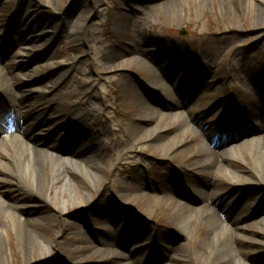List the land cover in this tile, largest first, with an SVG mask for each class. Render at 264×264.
<instances>
[{"label":"rangeland","instance_id":"rangeland-1","mask_svg":"<svg viewBox=\"0 0 264 264\" xmlns=\"http://www.w3.org/2000/svg\"><path fill=\"white\" fill-rule=\"evenodd\" d=\"M79 2L83 0H0V67L3 68L4 62L9 63L7 69L15 77L12 91L27 94L24 100L30 101V105L26 102L14 112L0 109V117L13 122L28 109L24 129L28 132L27 141L33 145L36 135L49 133L50 126L41 127L40 122L54 110L58 122L51 126V130L57 128L52 135L53 146L70 161L91 152L95 145L104 147L97 157L101 165L97 171L102 178L94 182L91 199L69 213L36 208L31 204L30 193L20 191L14 195L17 192L13 188L14 181L0 183L9 188H3L6 195L22 197L19 200L22 216L31 214L34 209L45 211L46 217L41 223L37 222V227L43 235L42 240L51 243L46 249L36 248L37 258L31 262L27 259L33 255H21L17 235H2L0 245L10 256L9 264H109L99 262L97 256L89 252L95 241L89 245L88 237L96 241L119 240L120 250L128 256L134 243L129 242L125 248V239L130 233L126 224L132 221L145 228L135 231L143 232L141 240L158 232L164 241L156 250L149 244V253L155 254L153 259L144 257L146 252L142 251L135 264H166L171 256L184 255L179 250L187 252L194 248L196 245L192 241L206 232L209 221L197 216V224L184 222L172 211V202L169 204V200L159 195L165 192L182 203L175 196L179 191L189 194L200 188L204 179L193 170L192 162L196 158L192 152L200 142H205V138L209 142L216 136V121L224 117L222 108L224 112H234L247 105L263 107L262 95L255 98L249 92H264V20L256 24L253 9L257 4L253 0H87L81 14L76 10ZM129 5L134 8L131 14L128 13ZM126 14L137 26L117 36L114 30L121 26V17ZM75 15H82V19L76 33H72L73 26L69 23ZM67 21L69 26H66ZM36 36L46 38L39 40L28 56H22L27 52L22 50L27 45L22 44ZM112 51L115 57L144 56L151 65L145 69L133 61L126 68L114 69L107 61ZM161 55L162 62L167 61L163 71L165 79L172 76L180 85L184 98L192 88L197 90L188 101L191 111L185 121L193 127H199L200 123L201 127H206L213 122V129L206 135L199 130L201 136L197 139L179 134L177 140V130L161 129L174 123L172 106L178 102L168 100L173 93L166 97L148 83L153 81L157 68L153 56ZM22 61L29 62V68L24 71L20 69ZM64 64L68 65L65 74L60 71ZM95 94L97 97L92 99ZM139 97L150 107L149 115L142 111ZM81 103L94 111L92 121L81 117L78 111ZM154 110L162 116H155ZM101 121L105 127L102 137L99 133L95 139L90 131H84L85 126L93 128ZM156 122L160 131L151 138L139 139L138 134L152 131ZM171 138L174 143L185 140L163 155L159 146ZM224 139L220 140L223 143L220 150L231 151L233 145L243 143L245 138ZM128 150L133 151L135 157L123 160L122 155L128 157ZM49 152L55 154V150ZM239 154L241 158H234L231 169L243 179L253 172L251 168H258V162L249 161L246 150ZM75 170L84 177L79 169ZM222 173L224 176L231 174L227 168L222 169ZM80 177L76 181L79 186L84 183ZM219 188L218 201L222 205L219 209L226 212L227 208L237 206L253 209L262 194L258 190L242 197L244 190L229 183L220 184ZM189 213L192 216L195 212L191 210L186 214ZM232 216L236 222H241L240 218L249 217L251 213L239 212ZM115 222L119 223L118 227ZM110 223L114 225L112 231ZM258 228L260 224L252 223L246 229L247 239L257 243L247 250L256 254L253 257L256 264H264V236L259 234ZM261 229L264 232V228ZM77 232L80 241L75 239ZM184 234L192 235L191 246L185 241L183 244ZM144 242L148 244L147 240ZM202 244L205 246V240ZM127 249L130 252L127 253ZM124 261L126 259L121 258L118 262ZM188 262L197 264L193 258Z\"/></svg>","mask_w":264,"mask_h":264},{"label":"bare ground","instance_id":"bare-ground-1","mask_svg":"<svg viewBox=\"0 0 264 264\" xmlns=\"http://www.w3.org/2000/svg\"><path fill=\"white\" fill-rule=\"evenodd\" d=\"M253 1L257 4V7H254L253 9L256 18L255 22L256 24H262L261 22L264 20L262 17L264 12V0ZM86 2L87 0H83L82 3H77L76 10L79 14H81ZM249 4L252 5L250 2ZM128 8V13L131 14V11L134 8L131 5H129ZM129 14L122 15L121 26L114 30L117 36L125 34L132 28H136L135 26L137 25ZM80 17H82V15H79V17L75 15L74 19L69 23L73 26L72 33H76L78 28L77 25H80V20L82 19ZM69 24L67 21L66 26H69ZM45 38L46 37L43 36L40 38H38V36L28 38L27 41L22 44L27 45V47L22 48V50L24 49L27 51L25 55L22 56H28L32 50L36 49L37 42ZM131 42H134V40L131 39ZM115 55L116 53L114 54V51H112L109 57H107V61L111 62V67L114 69L126 68L133 61H136L139 66L145 69H148L151 65L149 63L150 61L146 60L144 56L136 55L127 58V56L115 57ZM152 60L157 68L155 69L153 81L148 82L149 85L159 89L164 95H166V97L171 95L170 92L173 93L174 96L171 95L172 98L170 96L168 97V100L178 101L175 106H172L175 111L172 114L174 123L166 124L165 127L161 129L165 128L167 131L177 130V140L179 134H182V136L189 135L192 139H197L201 136L199 130L203 132V135H206L209 128L213 129V122L206 127H201V124L199 127H193L189 122L185 121V116L191 111L188 106V101H190L191 97H194L195 93H189V95L184 98L178 82L173 81L172 76H168L165 79V76L163 75L164 67L167 63L166 59L162 62L161 55L158 57L153 56ZM6 63L7 62L3 63V68L0 67V108L3 109L6 107L10 110H14L17 106H25L26 102L30 105V101L24 100V97H26L27 94H24L23 92L16 94L12 91L15 77L10 74L7 69L9 63H7V65ZM28 68L29 62L22 61L20 65L21 71ZM60 71L65 74L68 71V65L64 64L61 66ZM51 91L52 87L49 92ZM249 93L255 98L258 97V93ZM20 97H23V99ZM96 97L95 94L92 99H95ZM138 102L143 108L142 111L149 115L148 109L150 107H148L147 102L140 97L138 98ZM29 107L30 106L27 108ZM27 110L28 109L24 110V112L27 113L26 115H28ZM78 111L84 120L92 121L94 111L87 104L81 103L78 107ZM153 113L155 116H162L157 110H154ZM57 117L58 116L55 114L54 110L45 115L41 120L40 125L41 127H45V125L48 124V126H50L48 127L50 133L36 136L37 139H35L33 145L27 141L29 139L27 137L28 132H26L22 126L18 128L19 134L10 133L8 136H5L2 135L3 133H0L2 136L0 139V183L6 184L8 180L14 181L12 182V184H14L13 188L17 191L14 195H18L20 191L30 193V199H32L31 204L37 206L36 208H54L57 211L59 210L63 213H69L85 200L89 201L91 199L90 192L93 190L95 191L94 182H98L102 178L97 171L101 169L97 157L103 152L104 147L102 149L100 146L95 145L91 149V152L87 151L84 154L77 156V160L74 161L64 159L56 147L53 146L52 135L57 128L51 130V126L53 127L57 124ZM103 123L104 122L101 121L93 128L92 126H85L84 131H90V136L95 139L98 138L99 133L102 137L105 131V127L102 126ZM181 127H184V129L180 132L179 129ZM191 127L193 128V132L191 131ZM228 128H230V125H227L225 118H223L220 124V133L224 134ZM151 130L152 131H142L138 134L139 139L151 138L156 132L160 131L159 123L156 122ZM184 140L185 138L174 143V138H171L164 144L160 145L159 149L163 151V155H166L167 151L172 146L175 147L178 143H182ZM204 141L205 142H200L199 146L195 149L196 151L192 152V155H194L193 158H196L195 162H192L195 165L193 170L199 172L204 179L200 188L191 191L189 194L179 191L175 196L183 200L182 203L174 197H168L165 192H161L159 197L164 200H169V204L172 202L170 204L172 211L175 212L174 214H177V217L179 216L178 218H181L184 222L191 221L193 224H197V216H199L198 218L202 217L209 221V227L200 238H195L196 240L193 241L191 239L192 235L184 234L183 244L184 241L187 244H190L192 241L196 246L191 250L189 248L187 252L179 250L178 252L180 254L184 253V255L180 256L179 254H175V256L170 257V253L168 252L167 256L170 257V259L167 264H189L188 261L192 258L197 264H231L234 261L233 264H256L254 261L255 259L253 258L256 254L250 252L247 248L249 249L257 243L249 241L245 236V232L248 226L252 223L260 224L261 228H264V134L259 138L245 141L238 146L234 145L231 151L220 150L223 146V143L220 140L213 145L212 143L214 140L212 139L209 142H206L205 138ZM51 149L55 150L56 154L50 153L49 150ZM141 149L142 148L140 147V150ZM243 150H246V153L249 155V161L255 159L258 162V168H251L253 172L249 174V177L247 176L240 179V174L234 172L231 168L233 163H235L233 162L234 158H241L242 154L239 153ZM126 153L128 157L123 154V160L135 157L132 155L133 151L128 150ZM76 168L80 170V174H84L85 178L77 173V170H75ZM224 168H227L228 173H231L232 175L227 174L224 176L222 173V169ZM80 176L84 179V183L79 186L76 181ZM224 183H230L236 188L246 190L247 195L259 190L262 193L260 195V205L253 209H246L237 206L234 208H227V212L220 210L219 208H221L222 205H219L218 201L219 193L221 192L219 185ZM3 188L5 187L0 186V238L2 235H17L19 243H21V255H27L26 257L33 255L27 259V262H31L37 258L36 255L38 254L35 252L36 248L46 249L51 244L48 240H42L41 236L43 237V235L37 227V222L41 223L46 217V213L43 210L37 212V210L34 209L31 214L22 216L23 213H20L19 209V200H21L22 197L16 196V198H14L8 196V194H5ZM191 210L195 212L194 215L191 216L190 213L187 215V211L190 212ZM247 211H250L251 216L244 217L243 219L240 218L242 220L241 222H236L235 218L232 216L233 214L237 216L239 212L240 214H244ZM114 225L118 227L119 223L115 222ZM114 225L110 223L111 231ZM126 226H128V231L130 233L131 231L135 232L138 229H145L140 224L137 225V223L132 221L128 222ZM261 228H258L259 234L264 236L263 229ZM77 235L75 234V239L80 241V233L77 232ZM203 240H205V246L202 244ZM112 241L101 239L95 241V244L90 245L89 242H91V240L88 237V243L91 248V251L89 252L92 253V255L97 256L96 258L101 263L135 264L134 261H127L128 259L126 258V255L117 250L118 242ZM208 243L209 246H207ZM153 245H156V241ZM181 247L182 246H179V248ZM141 249L148 252V249L144 244L135 252L138 253ZM8 256L9 254L6 253L0 245V264H9L10 256ZM120 258H125L126 262L119 263L118 260Z\"/></svg>","mask_w":264,"mask_h":264}]
</instances>
